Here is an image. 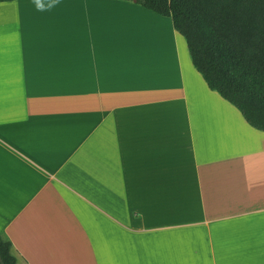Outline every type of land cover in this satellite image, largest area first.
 <instances>
[{"label":"crops","instance_id":"obj_1","mask_svg":"<svg viewBox=\"0 0 264 264\" xmlns=\"http://www.w3.org/2000/svg\"><path fill=\"white\" fill-rule=\"evenodd\" d=\"M39 6L0 2V234L16 264H264V131L207 87L171 18Z\"/></svg>","mask_w":264,"mask_h":264},{"label":"trees","instance_id":"obj_2","mask_svg":"<svg viewBox=\"0 0 264 264\" xmlns=\"http://www.w3.org/2000/svg\"><path fill=\"white\" fill-rule=\"evenodd\" d=\"M126 1L170 17L207 87L264 131V0ZM16 261L10 240L0 234V264Z\"/></svg>","mask_w":264,"mask_h":264},{"label":"clouds","instance_id":"obj_3","mask_svg":"<svg viewBox=\"0 0 264 264\" xmlns=\"http://www.w3.org/2000/svg\"><path fill=\"white\" fill-rule=\"evenodd\" d=\"M33 2L37 4V10H45L39 6L40 0H33ZM58 2L59 0H49V7H54Z\"/></svg>","mask_w":264,"mask_h":264},{"label":"bare ground","instance_id":"obj_4","mask_svg":"<svg viewBox=\"0 0 264 264\" xmlns=\"http://www.w3.org/2000/svg\"><path fill=\"white\" fill-rule=\"evenodd\" d=\"M144 22L145 23H154V22H151V21H148V20H145Z\"/></svg>","mask_w":264,"mask_h":264}]
</instances>
